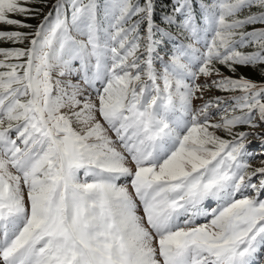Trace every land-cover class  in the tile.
Here are the masks:
<instances>
[{"label":"snow or ice","instance_id":"1","mask_svg":"<svg viewBox=\"0 0 264 264\" xmlns=\"http://www.w3.org/2000/svg\"><path fill=\"white\" fill-rule=\"evenodd\" d=\"M38 4L0 0V264H264V0Z\"/></svg>","mask_w":264,"mask_h":264},{"label":"rangeland","instance_id":"2","mask_svg":"<svg viewBox=\"0 0 264 264\" xmlns=\"http://www.w3.org/2000/svg\"><path fill=\"white\" fill-rule=\"evenodd\" d=\"M142 2V0H141ZM55 3V0H47V7H44L43 5L41 4H38V5H35L36 7H40L42 12L43 13H47L49 11V9L51 8L52 4ZM99 3L101 5H103L104 3V0H99ZM253 11H255L256 9H252ZM164 13L160 14V13H157V17L163 15ZM245 13H242L241 16H243ZM18 19H22V17H16ZM43 17H38L36 19H30V20H27L26 22L35 26L36 24L39 23L40 19H42ZM252 27H256V28H259V27H262V25L260 24H256V25H251V26H246L245 27V30H250ZM21 31H28V29H20ZM171 31V29H169ZM173 34L175 35V32H173ZM0 46L2 47H9L11 45L9 44H3V43H0ZM248 51H250L251 49H246ZM165 50H161L160 52V55L165 59L167 60L168 57L165 56ZM157 67L159 68L160 65L157 64ZM221 70L226 74V75H231V73H229L226 69L224 68H221ZM240 74H243L244 76L256 81V82H264V75H261V72H260V67L258 66L257 68L253 69V68H239L237 70V75H240ZM75 79L76 78H73V82H75ZM203 81V78H201V82ZM218 95H225L224 93H221V92H217L216 90H211L210 92H208L205 96V99H207L208 97L210 96H218ZM196 103H200V101H197ZM238 131H242V130H247V131H253L252 129H246V128H239L237 129ZM261 130H264V125H261L260 128H257L255 129L254 131H261ZM249 140H252L253 143L252 145L249 147L248 151L249 152H252L254 153V157L252 159L249 160V163L253 166V167H259L261 166L260 162L261 161H264V155H259V152H260V144H259V141L253 137V136H249L248 137ZM203 222V221H201ZM262 257H264V253L261 254Z\"/></svg>","mask_w":264,"mask_h":264},{"label":"trees","instance_id":"3","mask_svg":"<svg viewBox=\"0 0 264 264\" xmlns=\"http://www.w3.org/2000/svg\"><path fill=\"white\" fill-rule=\"evenodd\" d=\"M155 3H156V13L162 14L169 10L170 0H155Z\"/></svg>","mask_w":264,"mask_h":264}]
</instances>
